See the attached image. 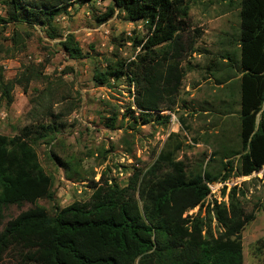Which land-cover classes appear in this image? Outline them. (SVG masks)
<instances>
[{"label": "trees", "instance_id": "1", "mask_svg": "<svg viewBox=\"0 0 264 264\" xmlns=\"http://www.w3.org/2000/svg\"><path fill=\"white\" fill-rule=\"evenodd\" d=\"M93 1L7 0L0 26L3 30L8 24L39 26L49 38L57 39L56 19L76 3ZM111 1L100 22L118 10L132 21H144V33L126 38L139 51L133 59L108 62L103 69L97 66L93 79L99 86L126 80L134 87V102L123 115L134 125H166L171 116L161 113L172 111L185 77L181 65L186 51L183 37L190 29L188 0ZM237 3V52L225 55L228 65L217 81L231 100L226 116H237V123L233 119L224 123L219 148L211 154V159H220L222 170L212 173L200 167L190 172L178 159L181 144L173 147L171 134L154 166L145 173H133L126 187L104 178L101 183L92 181L90 199L50 215L37 203L54 200V179L43 168L35 146L40 140L49 143L55 128L41 127L42 132L25 128L13 137L0 135V263L244 264L242 233L254 216L247 214L241 202L242 189L232 188L228 203H206L208 183L251 177L264 169V0ZM11 42L23 47L18 30ZM61 46L71 59L84 58L73 35ZM26 72H31L29 67ZM22 76L9 86L0 78L8 104L14 87L33 78L32 74ZM131 107L137 109L138 117ZM117 121L116 112L109 122L114 127ZM27 204L32 208L4 223L11 207ZM196 208L197 215L185 217Z\"/></svg>", "mask_w": 264, "mask_h": 264}, {"label": "rangeland", "instance_id": "2", "mask_svg": "<svg viewBox=\"0 0 264 264\" xmlns=\"http://www.w3.org/2000/svg\"><path fill=\"white\" fill-rule=\"evenodd\" d=\"M6 1L0 0V17H6ZM188 3L190 29L183 37L186 51L181 65L185 77L172 111L163 112L173 119L166 125H134L123 117L133 101L126 80L105 87L93 79L97 66L103 69L108 62L133 59L139 51L126 38L144 33V21H132L118 10L100 22L112 6L111 0L74 4L54 23L57 39L49 38L39 26L8 24L6 30L0 26V78L4 85L21 80L24 73L33 75L29 84L24 81L14 87L10 104L2 94L4 86H0V135L13 137L25 128L39 132L41 127L55 128L49 134V143L40 140L35 146L43 168L54 179V200L37 203L50 215L90 199L92 181L101 183L104 178L126 187L133 173H145L154 166L171 134L173 147L181 144L177 157L190 172L200 167L212 173L222 170L220 159H211V154L219 148L224 123L227 119L237 123V116H226L231 100L217 81L228 65L225 55L237 52L238 3ZM14 30L22 34V48L11 42ZM69 35L74 36L83 59H71L62 48ZM28 67L31 72L27 73ZM116 112L118 121L112 127L109 119ZM231 131L235 135L236 127ZM231 179L237 181L236 177ZM238 181L245 194L241 202L247 214L254 216L242 233L244 264H264V169ZM30 208L29 204L11 207L4 223ZM198 213V208L193 210V216ZM0 264L15 263L5 260Z\"/></svg>", "mask_w": 264, "mask_h": 264}, {"label": "built area", "instance_id": "3", "mask_svg": "<svg viewBox=\"0 0 264 264\" xmlns=\"http://www.w3.org/2000/svg\"><path fill=\"white\" fill-rule=\"evenodd\" d=\"M132 88V103L134 102V94H135V90H134V87H131ZM131 103V105H132ZM130 105V106H131ZM132 110L135 112V114L138 115L137 113V109L135 107H131ZM124 114V113H123ZM163 114H167V113H161V115ZM170 114V112L168 113ZM173 121V119H171ZM249 177H241L242 180H247ZM241 179H238L237 178V181H234V179H229L227 181H217V182H214V183H208L207 184V187L210 191L209 193V196L207 197V204L209 203V201H211L212 203H214V201H217L218 204H221V203H228V194L230 193L231 189L236 187V188H240L241 186L239 185V181L238 180H241ZM226 191L225 192V196L223 197V191ZM197 209V208H196ZM195 209V210H196ZM193 216V210L192 211H189L187 214H185V217L186 216Z\"/></svg>", "mask_w": 264, "mask_h": 264}]
</instances>
